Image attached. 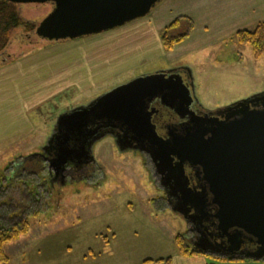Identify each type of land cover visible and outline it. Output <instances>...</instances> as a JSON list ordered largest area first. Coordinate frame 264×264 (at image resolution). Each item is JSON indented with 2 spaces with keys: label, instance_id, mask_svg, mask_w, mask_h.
Instances as JSON below:
<instances>
[{
  "label": "rangeland",
  "instance_id": "rangeland-1",
  "mask_svg": "<svg viewBox=\"0 0 264 264\" xmlns=\"http://www.w3.org/2000/svg\"><path fill=\"white\" fill-rule=\"evenodd\" d=\"M52 7L51 3H26L18 4V11L23 20L39 24ZM180 16L191 18L194 28L166 51L160 45L162 32ZM260 22H264V0H161L144 17L82 37L94 38L88 51L81 49L82 38L74 39L80 43L62 61L68 72L79 75L32 107L31 132L0 150L4 186L0 204L15 206L7 219L0 215V220L14 223L25 216L29 223L28 232L7 245L9 264H158L156 260L167 257L173 262L180 254L175 237L181 234L190 241L189 226L183 216L167 208L166 194L154 181L146 156L121 152L106 138L95 151L102 166L100 177L87 184L50 180L39 155L61 114L142 75L189 68L196 96L210 110L264 92V56L255 57L251 44L241 43L237 35ZM188 25L183 21L173 34L183 33ZM71 41L27 36L19 27L0 55V68L7 59L8 64L40 54L50 59V50L59 48L60 53L72 48L65 44ZM20 177L27 182L21 184ZM22 187L37 194L39 202L30 195L34 203H27L28 189ZM17 245L28 250L25 254L13 251ZM148 259L153 262L145 263Z\"/></svg>",
  "mask_w": 264,
  "mask_h": 264
},
{
  "label": "water",
  "instance_id": "water-1",
  "mask_svg": "<svg viewBox=\"0 0 264 264\" xmlns=\"http://www.w3.org/2000/svg\"><path fill=\"white\" fill-rule=\"evenodd\" d=\"M8 1L51 3L52 10L38 24L35 35L49 41H61L98 34L144 17L161 0ZM177 69L142 75L117 86L90 105L96 103L102 115L125 119L141 132L159 137L148 109L156 97L161 96L163 100L177 97V90L170 83L173 75L166 76ZM190 73L192 75V71ZM193 89L195 92L194 79ZM254 104L261 107H253ZM87 107L61 114L46 145L65 123L70 125L67 127L70 135L80 132L76 112ZM227 111L231 113L223 121L211 118L201 125L194 122L187 127V138L171 140L165 150L169 156L179 154L180 150L193 156L203 167L206 185L196 193L193 201L202 209L213 205L218 235L230 244L228 254L264 260V92L233 103ZM118 144L121 151L125 150ZM171 150L173 153L169 152ZM246 244H253L254 248L242 250Z\"/></svg>",
  "mask_w": 264,
  "mask_h": 264
},
{
  "label": "flooded vegetation",
  "instance_id": "flooded-vegetation-1",
  "mask_svg": "<svg viewBox=\"0 0 264 264\" xmlns=\"http://www.w3.org/2000/svg\"><path fill=\"white\" fill-rule=\"evenodd\" d=\"M190 72L183 68L167 73L166 76L174 77L170 83L177 90V97L163 100L159 96L150 103L148 113L151 114L152 123L159 137L149 132H141L125 119H111L102 115L96 103L90 105L93 100L81 106L89 105L86 109L76 112L80 132L70 135L67 131L70 125L65 123L57 130L49 145H46V142L44 145L46 148L41 151L39 159L44 161L45 166L47 165L50 180L61 183L67 180L84 181L88 184L93 179L98 180L100 177L98 169H102L96 158V147L102 140L110 138L119 151L121 150L118 143L125 147L121 152L133 151L135 154L146 156L154 181L166 194L164 200L167 208L186 219L189 226L188 237L194 248L209 255L238 258L239 256L228 254L230 244L225 243L218 235L213 205H207L202 209L193 201L196 193L206 185L203 167L193 156L189 157L180 150L174 149L179 154L167 155V143L173 139L187 138V127L194 125V122L201 125L205 119L211 118L223 121L231 113L225 110L233 104L214 110L203 107L194 92ZM178 75L188 86L189 91L181 84ZM253 107L261 106L254 104ZM169 152L173 153L172 150ZM66 160V164L60 167ZM252 248L253 244H246L242 250Z\"/></svg>",
  "mask_w": 264,
  "mask_h": 264
},
{
  "label": "crops",
  "instance_id": "crops-1",
  "mask_svg": "<svg viewBox=\"0 0 264 264\" xmlns=\"http://www.w3.org/2000/svg\"><path fill=\"white\" fill-rule=\"evenodd\" d=\"M155 35L154 41L159 47L160 38L157 33ZM143 38H145L144 34ZM91 39L94 38L80 40L82 50L88 51L89 46L91 49L93 48L94 44L91 45ZM80 41L72 40L65 43L71 44L73 47L63 48L60 53L59 48L50 50L53 52L50 59L42 58L40 54L24 58L21 62L15 61L12 64H8L9 59L4 60V62H8L0 68V150L13 145L16 140H23L31 132L30 110L32 107L45 100L47 96L61 91L63 87L65 88L68 86L67 84L73 82L72 78L79 75V72H68L62 60L77 48ZM62 45L64 44L60 46ZM160 45L162 47L163 44ZM85 46L86 49H84ZM47 67H49V72H46ZM7 245L5 251L9 254ZM12 250L25 254L28 248L17 245ZM238 258L240 259L221 261L205 253L192 256L179 254L173 258L172 264H264V260Z\"/></svg>",
  "mask_w": 264,
  "mask_h": 264
},
{
  "label": "trees",
  "instance_id": "trees-1",
  "mask_svg": "<svg viewBox=\"0 0 264 264\" xmlns=\"http://www.w3.org/2000/svg\"><path fill=\"white\" fill-rule=\"evenodd\" d=\"M185 20L188 21L189 23L187 29L179 35H174L173 31L179 28L181 26V23ZM37 26L38 23L23 20V18L19 14L17 3L8 0H0V55L4 53V51L11 43L13 32L17 28L23 27L25 34L27 36H32L35 34V30ZM193 28H194V22L191 18L187 16L178 17L174 22L166 26L162 32V42L164 49L166 51H171L176 44L182 42L191 33ZM237 35L241 43L251 44L255 57L260 58L264 56V22L258 23L257 26L252 30L250 29L240 30L237 33ZM12 171L14 172L15 170H12V167H10L9 172L11 173ZM12 176L15 177L16 175H12ZM19 180L21 184L23 182H27V180L25 181L24 177H20ZM33 186L35 187L37 185H33ZM3 187H4L3 184L0 182V200L4 198V193L1 192L2 190L4 191ZM22 188H24V190L28 189V195L26 194L27 192L21 190L22 193L25 194V196L27 195L26 196L27 203L28 202L34 203L33 200L32 202H30L31 199H29L28 197L32 195L35 199L37 194L31 192L29 187H22ZM15 200L13 201L17 202ZM35 201L39 202V198H37V200L35 199ZM0 207H1L0 215L3 216V218L5 219H7L6 216L9 214V212H11L10 208L15 209V206L7 207V204L5 203H2V205L0 204ZM28 230H29V223L25 216H23L22 219L15 221L14 223H10V221L6 223L0 220V262L2 264H9V256L5 252L4 249L5 246L8 243L17 241L22 235L26 234ZM175 242L178 246V250L180 254L182 255L192 256L201 253H205L209 255L206 252H202L194 248L193 245L191 244V241H189L181 234H178L175 237ZM209 256H211L216 260H221V261L240 259V258L215 256V255H209ZM151 262H153V260L151 259L145 261V263H151ZM155 262L158 264H172V257L161 258L156 260Z\"/></svg>",
  "mask_w": 264,
  "mask_h": 264
}]
</instances>
